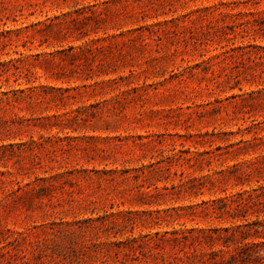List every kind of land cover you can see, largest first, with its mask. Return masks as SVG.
I'll list each match as a JSON object with an SVG mask.
<instances>
[{
	"label": "rangeland",
	"instance_id": "1",
	"mask_svg": "<svg viewBox=\"0 0 264 264\" xmlns=\"http://www.w3.org/2000/svg\"><path fill=\"white\" fill-rule=\"evenodd\" d=\"M259 138L264 0H0V264H151L155 232L262 223L198 213L257 186L264 142L226 151Z\"/></svg>",
	"mask_w": 264,
	"mask_h": 264
},
{
	"label": "trees",
	"instance_id": "2",
	"mask_svg": "<svg viewBox=\"0 0 264 264\" xmlns=\"http://www.w3.org/2000/svg\"><path fill=\"white\" fill-rule=\"evenodd\" d=\"M253 139L257 140L256 138ZM263 142L264 140L259 138L257 143H244L241 147L238 146V143L231 144L227 147H233V149L226 151V153H236L248 148H254L260 146ZM217 150H220V148ZM218 155L221 154L219 153ZM258 162L263 165L264 156ZM252 165H255V162H250L246 165L245 169L247 171L242 173L246 176L254 173L257 175V186L255 188L249 191L244 190L225 194L223 198L202 201L199 205L202 209L198 213H203L216 219H221L224 216L229 218L244 217L250 210L253 212L259 211L264 215V177L259 173L261 167L251 169L250 166ZM242 169V164H234L231 170L232 172H239ZM195 208L189 207L190 213L193 215L196 214ZM130 215L132 213L127 212L122 216L124 220L121 223L118 224L116 221L111 220L105 223V226L116 228L120 225L122 228H132L134 223L129 218ZM107 217V215H104L102 218L106 219ZM53 224L51 223V225ZM243 227H246V229ZM258 229L262 231L263 241L251 244L243 243L242 245L241 242H238L239 246L233 253L229 254L228 259L224 258L222 255L224 248L228 247V243L235 240L237 235H239L240 240H244L248 237L250 230H252L253 236L259 234L260 231ZM148 239L151 241L153 249L156 250L155 252H149L153 264L155 262L156 264H251L252 262L257 263L260 261L262 263L264 261V218L262 223L255 220L252 223L247 222L234 227L174 229L165 231L162 234L155 232L153 236L148 235ZM216 241H222L221 247L218 250H213L212 246ZM166 248H169V250H166ZM120 264L124 263L121 262Z\"/></svg>",
	"mask_w": 264,
	"mask_h": 264
}]
</instances>
